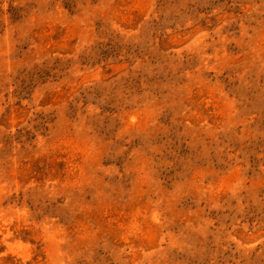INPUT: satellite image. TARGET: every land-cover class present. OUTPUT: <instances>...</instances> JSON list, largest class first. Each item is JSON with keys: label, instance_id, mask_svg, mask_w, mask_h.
Here are the masks:
<instances>
[{"label": "rangeland", "instance_id": "1", "mask_svg": "<svg viewBox=\"0 0 264 264\" xmlns=\"http://www.w3.org/2000/svg\"><path fill=\"white\" fill-rule=\"evenodd\" d=\"M0 264H264V0H0Z\"/></svg>", "mask_w": 264, "mask_h": 264}]
</instances>
